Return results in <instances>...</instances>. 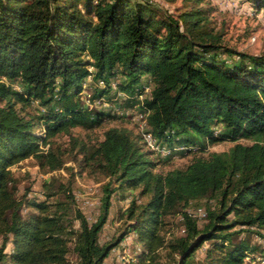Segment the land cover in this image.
<instances>
[{"label": "trees", "instance_id": "16d2710c", "mask_svg": "<svg viewBox=\"0 0 264 264\" xmlns=\"http://www.w3.org/2000/svg\"><path fill=\"white\" fill-rule=\"evenodd\" d=\"M251 1L264 7V0ZM193 3L176 18L137 0H0V264L7 257L14 264L65 263L67 208L59 202L64 211L49 214L46 201L17 197L11 167L29 157L41 167L61 166L50 139L71 127L98 126L109 115L96 112L94 118L80 104L84 81H101L94 96H102L119 73L126 105L146 113L147 131L170 150L167 160L179 146L200 152L208 144L234 145L195 154L185 167L162 173L127 130L106 129L90 155L109 178L100 213L92 223L78 208L72 214L79 223L77 231L70 229L78 264H102L117 243H98L111 196L116 188L138 187L149 199L131 202L126 217L149 262L168 247L178 255L176 264H192L208 240L205 264L253 258L250 242L234 239L253 227L264 229V54L248 56L223 45L200 2ZM221 53L240 59L227 63ZM147 86L148 96L139 100ZM33 100L47 106L36 120L26 112ZM66 191L70 207L73 196ZM202 198H216L217 207L207 209L200 227L185 207ZM24 205L43 215L23 218ZM175 214L184 235L168 243L160 230ZM9 235L12 252L6 254Z\"/></svg>", "mask_w": 264, "mask_h": 264}, {"label": "rangeland", "instance_id": "374dc122", "mask_svg": "<svg viewBox=\"0 0 264 264\" xmlns=\"http://www.w3.org/2000/svg\"><path fill=\"white\" fill-rule=\"evenodd\" d=\"M137 1L149 2L159 14L166 12L176 18L181 13L192 9L194 6L193 2L198 1L209 19V27L215 32L222 34L221 42L223 45L235 52L248 56L264 54V7H257L251 0ZM220 57L227 63H233L240 59L236 53L232 56L221 53ZM121 80L122 76L119 73L112 78L109 93L102 96H94L95 89H100L104 85H96L89 77L86 78L84 89L77 97L78 101L92 113L94 118L96 112L109 115L104 116L98 126L93 128L71 127L69 133L61 132L50 139V147L61 160V166L53 170L47 164L41 167L34 158L29 157L11 167L16 180L17 197L21 198L24 196L25 200L29 201H46L49 204L46 213L49 214H52L57 208L58 213L64 211L63 207L67 208L68 215L64 218V237L67 240L68 247L64 264H78V259L73 251L75 234L70 232L71 228L74 231L79 228L78 221L72 217L73 210L75 208L81 210L89 223L94 222L100 213L103 186L108 182L109 178L98 167L97 161L90 158V155L93 147L102 140L106 129L117 127L127 130L138 141L144 151H150L151 159L156 162L154 171L162 173L173 168L185 167L195 154L207 156L210 152L227 151L234 145V142L230 141L208 144L200 152H197L196 148H192L187 152L188 148L186 146H179L175 155L170 160H167L161 152L151 149L143 139L145 125L140 117L143 111L137 106L128 108L126 101L129 95L121 91L119 87ZM14 85L17 87L16 84ZM149 90L150 87L147 86L144 93L138 96V99L142 100L145 96H148ZM46 110L47 106L41 105L36 100H33L26 108V112L33 116L35 120L36 116L46 112ZM35 132L40 133L42 131L37 127ZM238 142L251 144V141L246 139H240ZM42 148L45 149L46 146L42 145ZM113 186L116 185L113 184ZM66 189L73 196L70 207L67 204L70 199L66 198ZM140 190V187L116 188L113 192L107 221L98 234V243L100 245L116 241L117 243L110 250L109 255L102 264H176L178 255L168 247L161 248L159 256L150 262L147 257H142L143 247L132 230V220L126 217V209L131 202L134 201L136 205H141L148 201L149 195H142ZM216 200V198H202L191 201L185 207V210L194 216L200 207L205 208V212L207 209L216 208ZM59 202H62V208L59 205L58 207L56 206ZM21 213L23 218H27L32 214L43 215L39 210L25 205ZM228 218L231 220L233 215H229ZM198 219L197 223L200 227L207 222V218ZM238 228L240 227L237 226L234 230H238ZM250 230L251 232H240L234 240L246 238L250 245L255 248L253 258L247 256L249 262L254 260L256 264H261L264 262V229L253 227ZM256 231H259L262 235H259ZM160 232L168 243L176 237L183 236L184 229L180 214L166 216L165 224ZM11 240L12 237L9 235L4 250L6 254L12 252ZM212 243L213 241L208 240L202 244L195 252L192 264H205L206 251L212 246ZM2 264L14 263L7 257Z\"/></svg>", "mask_w": 264, "mask_h": 264}, {"label": "built area", "instance_id": "2783aa9c", "mask_svg": "<svg viewBox=\"0 0 264 264\" xmlns=\"http://www.w3.org/2000/svg\"><path fill=\"white\" fill-rule=\"evenodd\" d=\"M99 84H103L101 81H99ZM140 117L142 119L143 124L145 125L144 131H143V139L145 140L146 144L149 145V147L157 152H161L163 156L170 153V150L166 148L165 146L161 145L155 137L151 134L148 130L147 120H146V113L140 114ZM206 215L205 211L202 208H198L195 212L194 216L198 218H204ZM242 264H256L254 260H251L249 262V258L246 257L245 260H243Z\"/></svg>", "mask_w": 264, "mask_h": 264}]
</instances>
